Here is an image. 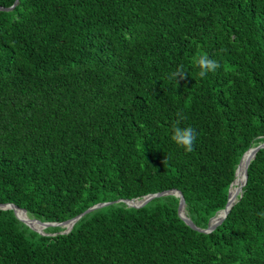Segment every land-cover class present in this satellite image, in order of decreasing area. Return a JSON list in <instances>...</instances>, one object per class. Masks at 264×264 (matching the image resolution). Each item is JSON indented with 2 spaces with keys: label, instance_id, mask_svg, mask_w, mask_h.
<instances>
[{
  "label": "trees",
  "instance_id": "trees-1",
  "mask_svg": "<svg viewBox=\"0 0 264 264\" xmlns=\"http://www.w3.org/2000/svg\"><path fill=\"white\" fill-rule=\"evenodd\" d=\"M201 54L220 65L203 78ZM177 120L196 131L192 152L171 139ZM262 142L264 0H19L0 10V203L63 222L178 188L207 228L243 154ZM179 200L115 202L68 233L42 234L0 208V264H264V148L213 231L189 226Z\"/></svg>",
  "mask_w": 264,
  "mask_h": 264
},
{
  "label": "water",
  "instance_id": "water-1",
  "mask_svg": "<svg viewBox=\"0 0 264 264\" xmlns=\"http://www.w3.org/2000/svg\"><path fill=\"white\" fill-rule=\"evenodd\" d=\"M18 2H19V0H15L14 4L11 5V6H8V7L0 5V10H3V11L13 10L16 7V5L18 4ZM261 148H264V142L260 143L258 146L251 147L250 149H248L243 154V156H242V158H241V160L239 162L238 168L236 170V177H235V179L233 180V182L230 185L229 199H228V202L226 204V207L224 209L220 210L214 217H212L210 219V222H209V225H208L207 228L198 227L193 222V220L187 215V213H186V200H185L183 192L180 189H178V188L164 190V191H160V192H156V193H151V194L146 195L143 199H139V198L121 199L120 198V199H117L115 201L100 202V203H97V204L89 207L88 209H86L84 212L78 214L77 216H75V217H73L71 219L65 220L63 222H45V221L40 220L37 217L29 216L26 209L20 208L17 205H15L14 203H0V208L14 210L15 215L21 221L25 222L31 228H33L34 230H36V231H38V232H40L42 234L46 233L44 231L45 228H47V227H55V226H63V227H65L66 229L61 231V232L62 233H68V232H70L72 230L75 222L78 219H80L86 213H89V212H91V211H93V210H95L97 208H100V207H103V206H107V205H110V204L115 203V202H121V201L125 202L128 206H132V207H136L137 208V207L144 206L145 204H147L149 201H151L152 199H154L156 197H160V196H164V195H168V194H175V195H177L180 198L179 204H178V212H179V215L181 216V218L189 226H191L194 229H197V230L203 231V232H211L225 220V218L227 217V215H228L229 211L231 210L232 206L236 203L238 198L243 195V188L246 185L247 180H248V168H249L250 162L256 156L257 152ZM243 163H244L245 181H244V183H242V184L237 186V190H236L237 197H236V199L234 201H232L231 200V190H232L233 185H234V183H235V181L237 179L238 170H239L240 166ZM17 210H23L26 213L27 218H24V217L20 216L17 213ZM221 212H223V214L221 216H219Z\"/></svg>",
  "mask_w": 264,
  "mask_h": 264
},
{
  "label": "clouds",
  "instance_id": "clouds-1",
  "mask_svg": "<svg viewBox=\"0 0 264 264\" xmlns=\"http://www.w3.org/2000/svg\"><path fill=\"white\" fill-rule=\"evenodd\" d=\"M197 65L200 69L199 76L205 77L209 71H215L220 65L216 60L208 58L206 55L201 54L197 59ZM185 72L182 68H178L172 77L176 78L178 75L183 76ZM183 117H181L182 119ZM196 131L191 126H181L180 120L172 127L171 139L178 146L182 147L185 152H192L194 141L196 140Z\"/></svg>",
  "mask_w": 264,
  "mask_h": 264
},
{
  "label": "bare ground",
  "instance_id": "bare-ground-1",
  "mask_svg": "<svg viewBox=\"0 0 264 264\" xmlns=\"http://www.w3.org/2000/svg\"><path fill=\"white\" fill-rule=\"evenodd\" d=\"M243 170H244V163L240 166V168H239V170H238V176H237V179H236V181H235V183H234V189H235V190H237V186H238V185L244 183V181H245V175H244V174H243L242 179H241V174H242ZM240 179H241V180H240ZM235 199H236V198L232 199V194H231V200L234 201ZM17 213H18L20 216H22V217H24V218H27V215H26V213H25L23 210H17ZM222 214H223V212H221L219 216H221Z\"/></svg>",
  "mask_w": 264,
  "mask_h": 264
}]
</instances>
